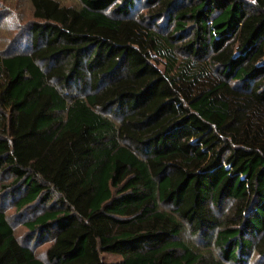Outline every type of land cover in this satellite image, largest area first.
Returning <instances> with one entry per match:
<instances>
[{"label":"trees","instance_id":"1","mask_svg":"<svg viewBox=\"0 0 264 264\" xmlns=\"http://www.w3.org/2000/svg\"><path fill=\"white\" fill-rule=\"evenodd\" d=\"M28 6L0 51V264H264V0Z\"/></svg>","mask_w":264,"mask_h":264},{"label":"rangeland","instance_id":"2","mask_svg":"<svg viewBox=\"0 0 264 264\" xmlns=\"http://www.w3.org/2000/svg\"><path fill=\"white\" fill-rule=\"evenodd\" d=\"M68 1V0H63ZM6 16H11L12 19H5ZM30 17V8L28 6V0H0V51L8 49L9 51H21L25 49L27 43V37L24 34H20L21 28L27 23V18ZM141 52L152 61V63L159 69L164 68V62L156 57L151 47L148 45H142L139 43H134ZM8 181L0 180V193H2L1 186L6 185ZM229 203L222 205L217 211L218 215L222 212H227ZM7 215L13 219L15 209L11 206L5 208ZM15 232L17 237L21 240L22 236L26 232L25 228L18 223H15ZM182 240L185 243L190 244L191 246L197 249V252L203 253L205 256H215L219 257L218 249L213 245L210 240L200 241L197 236L193 235L192 231L187 229L181 236ZM47 245H43L37 249V253L41 254ZM107 260H117L118 257L107 256ZM260 259L258 258L255 252H251L246 258L245 264H259Z\"/></svg>","mask_w":264,"mask_h":264}]
</instances>
